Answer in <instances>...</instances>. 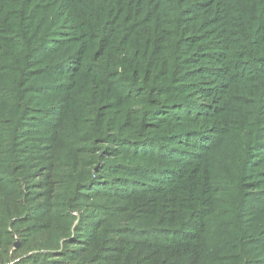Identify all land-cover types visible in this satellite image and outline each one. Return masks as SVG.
Masks as SVG:
<instances>
[{
  "label": "rangeland",
  "instance_id": "1",
  "mask_svg": "<svg viewBox=\"0 0 264 264\" xmlns=\"http://www.w3.org/2000/svg\"><path fill=\"white\" fill-rule=\"evenodd\" d=\"M100 2L96 5L91 0H77L80 5L86 3L87 12H93L99 7L112 14L118 12V16L121 13V3L117 0ZM71 5V0H13L11 6L0 3V151L19 154L25 143L43 144L50 135L48 132L37 133L36 139L19 140L14 144L25 134L21 135L22 132L27 131L18 122L20 115L31 114V120L48 123L54 120L49 112L51 108H68L67 111L74 112L72 115L83 109L87 125L95 121L104 125V131L119 134L95 142L96 145L115 150L101 153L98 148L92 152L98 153L97 160H94L93 156L86 154L91 152L86 150L91 143L85 140L90 131L83 130L84 126L61 128L59 125L55 141L60 142L61 148L54 151L53 145L47 146L44 156V161L49 164L46 175L50 171L55 173L52 189L56 187L57 191L62 190L63 193L69 191L70 182L81 175L77 170L81 168L79 165L85 167L83 173L90 172L95 180L106 164L113 168L129 167L131 172L122 175L114 171L109 175L108 187L112 194L138 193L131 196L115 195L113 197L116 200L113 201L106 198L108 194H103L99 199L88 197L81 207L70 194L66 204L72 209V218L57 221L60 226L64 224V228L54 222L52 228V224H46L47 218L40 220L39 223H44L43 228L47 227L48 231L40 235L39 242L52 246L57 244L56 248L65 251L66 244L75 239L82 220L87 219L80 213L92 209L88 218H103L101 212H109L106 205L111 204L116 206L117 211L125 213L132 230L144 228L147 233L156 235L158 231L171 232L170 227L181 225L179 235L170 234L168 236L171 238L165 239L159 237L164 245L160 248L154 241L148 244L139 234H131L127 240L137 244L129 260L131 264H177L182 261L243 264L244 257L249 255L252 238L259 234L264 239V80L258 77V82L247 91L246 98L245 94L241 95L243 111L237 109L235 100L231 98L237 91V80L230 76L208 77V70L219 67V62L208 56L212 50L207 49L222 42L245 45L252 38L257 40L263 37L264 32L258 30H264V0H142V3L141 0H132L130 5L135 9L136 19L125 14L119 16V35L115 36L111 44V57L98 59L96 55L95 58L82 59L84 54L80 56L69 50L64 56L67 60L65 66H69L71 72L75 71L80 60L86 66L96 64L97 68L93 71L90 69L88 74L81 77H61L62 82L72 84L69 101H62L56 95L41 101L37 86L48 80H39L35 78L36 75L27 77L32 71L40 72L45 65L39 59L41 48L32 53L29 65L32 71L29 74H24L25 51L40 38L42 28H49L45 24L46 20L53 21L55 27V17L65 15L66 6ZM178 7L184 10L180 15L183 18L180 19ZM39 17L42 20L39 21ZM75 17L87 21L89 16L79 14ZM210 23H214V26L206 31ZM254 23L260 25L256 33L253 32ZM35 26H39L37 32L31 42L26 44V36ZM62 29L66 30L65 27ZM65 35L57 33V39H63ZM183 37L187 39L181 45ZM47 38L53 40L50 34L45 36ZM133 38L136 44L146 40L147 46L143 44L142 50L130 51L128 47ZM105 42L106 38L101 41ZM151 43L154 44V51L147 53L146 49ZM141 54L142 57L136 62ZM171 59L172 72L169 74L165 64ZM256 63L254 56L240 55L234 73L243 76L240 78L245 80L250 79L246 68ZM108 70L113 71L111 76L140 73L145 77L142 83L145 84L146 93L142 97L130 99L128 96L120 99L118 96L123 92L128 95L140 93H135L137 87L122 83V77L114 85L107 84L108 77L105 74ZM173 77V83L176 84L171 82ZM124 78L130 80V77ZM229 82L232 84L228 95L222 97V103L218 105L227 107L225 128L222 131L209 130L206 127L211 122L206 121L200 126L192 111L198 110L199 103L213 107L214 97L208 100L207 96L219 94ZM169 83L177 88L182 85L181 92L167 91L168 94H164L162 86ZM164 98L165 101L170 99L169 103L179 100L184 108H164L160 105ZM39 107L48 109L41 110ZM131 110L137 111L142 118L147 115L146 119H154L150 126L152 130L141 139H137L141 132L137 126L134 130L123 126L130 131L124 135L125 131L122 134L121 128L118 130L114 126L116 119L109 120L118 115L116 113H130ZM170 114L175 120L166 122L164 118L162 122L158 121ZM202 131L205 136L199 137ZM69 134H75L81 146L68 141L66 136ZM2 166H6V163L0 157V169ZM123 179L127 185L123 184ZM142 189L148 192L139 193ZM194 209L197 210L187 222ZM114 227V223H108L102 225L99 232L111 233ZM20 245L21 239L16 237L10 260L6 264H18L27 257L46 254L47 251L31 249L13 254ZM189 245L193 246L183 249ZM109 251L118 254V259L123 253L119 247ZM259 257L263 259L255 260ZM51 258L55 264L57 258L53 255ZM263 261L264 250L251 256L245 264H262Z\"/></svg>",
  "mask_w": 264,
  "mask_h": 264
},
{
  "label": "trees",
  "instance_id": "2",
  "mask_svg": "<svg viewBox=\"0 0 264 264\" xmlns=\"http://www.w3.org/2000/svg\"><path fill=\"white\" fill-rule=\"evenodd\" d=\"M12 1L13 0H0V3L2 2L8 6H11ZM91 1L96 5L101 3L100 0ZM131 1L132 0H117V2L121 3V13L119 16H123L125 14L128 15L127 17L135 20V9L131 7ZM251 1L258 0H250V2ZM71 4V7L66 6L67 10L65 15L60 18L55 17V27H53V21L44 19L46 20L45 24H47L49 28H42L40 38L30 44L25 51V57L23 59L25 64L24 74H29L32 71V69L29 68V65L32 61V53L35 49L41 48V56L39 59L45 65L41 68L40 72L32 73V71L27 76L30 77L36 75L35 78L39 80H48L37 86L38 98L41 101L51 98L54 95L60 96V99H63L62 101H69V99H71V93H69V91L72 90V84L68 81L62 82L61 77H81L85 74H88L90 69L93 71L97 68L96 64L92 63V65L86 66L82 63V60H80L76 65L75 71L71 72L69 70V66H65L67 60L64 56L67 52H69V50H72L74 54H79L80 56L84 54L82 59L85 57L95 58L96 55H98V59H106L111 54L110 48L113 39L115 36L119 35L118 26L121 24V22L118 12L112 14L110 11L106 12L108 11L107 9L99 8L98 6L97 10L93 12H87L85 8L86 3L84 5H80L77 3V0H71ZM182 11L184 10L181 9V7H178L179 19L183 18L180 16ZM79 14L88 15L89 17L87 21H83L75 17V15ZM40 20H42L41 17H39V21ZM213 26L214 23H210L206 31L212 29ZM254 26L255 29L253 32L256 33L260 25L258 23H254ZM38 27L39 26L32 27L31 32L26 36V44L31 42L33 36L37 32ZM63 27L66 28L65 31L62 29ZM142 28H149V26H143ZM258 31L264 32V30L261 28ZM57 33L66 34L65 38L57 39ZM47 34H50V38L53 40H50L49 38L46 40L45 36ZM104 38H106V42L101 43ZM90 39L92 40L90 41ZM186 39L187 37L182 38L180 42L181 45L184 44ZM143 44H146L145 46H147V41L144 40L140 44H136L133 38V41H131L128 48L130 51L142 50V48H144ZM153 47L154 44L151 43L146 49L147 53L154 51ZM207 50H212L211 53H208V56L214 61L219 62V67L208 70V77L230 76L235 78L237 80L235 85L237 91L231 95V98L235 100L237 109H241L243 111V98L241 95L245 94L244 98H246L247 91L254 83L258 82V77H261L262 80H264V36L261 38L258 37L257 40L252 38L251 41L245 45L241 43L227 44V42H222L215 46L209 47ZM83 51L86 53H83ZM240 55L254 56V59L257 62L253 67L246 68L248 77H251L250 79L245 80L240 78L243 76L236 75L234 73L235 63L239 60ZM126 56L128 57V55ZM141 57L142 54L138 56L136 62ZM172 64V59L170 62L168 61L165 64L169 74L172 72ZM92 71L91 73L93 74ZM112 72V70H108L105 74V77H108L106 81L107 84L114 85V83L122 77V83L131 85L132 87H137L138 91L135 93H140L128 95L123 92L120 96H118L120 99H125V97L128 96L130 99L138 96L142 97L146 93L145 84L142 83L145 77H142L143 75L140 73H123V76H111L110 74ZM185 73H187V71H185ZM135 74L136 77H134ZM124 77H130V80H126ZM174 81L175 80L173 77L171 82L173 83ZM173 84L169 83L162 86V89L165 90L164 94H168L167 91L173 92L180 90L181 92L182 85L179 86L180 88H177ZM231 84L232 82H229L228 85L222 89L221 92H219V94L217 93L218 95L212 94L207 96L208 100L214 97L213 102L215 104L213 107L206 103L197 104L198 110L192 111V113L195 114L196 118L200 122V126L206 121L211 122L208 125L209 127H206L209 130L213 129L222 131L225 128L224 122L227 119V107L222 108L218 105H221L222 103L221 98L228 95L229 86H231ZM183 90H185V87H183ZM165 99L166 98H164L162 100L163 103L160 104L164 108L170 109L171 107H175L174 110L184 108L179 104V100H173L169 103L170 99L167 101H165ZM238 105H240L241 108H239ZM39 109L47 110L48 108L39 107ZM67 109L68 108H64L61 110L57 109V107L49 109V112L54 120L48 123L36 119L31 120L30 118L33 116L31 114L20 115L18 122L22 129L24 130L27 128V131H23L21 135L24 133L25 134L16 142H14L15 136L13 135L14 144H17L19 140L25 141L36 139L37 133L48 132L50 135L45 138V141L42 142L43 144H40V142L36 144L25 143L22 151L19 154H10L0 151V157L4 159L6 163V166H2L0 169V172H2V174H0V264H6L10 260V252L12 251L16 237L21 239V245L16 251L13 252L15 255L19 253H25L31 249L47 250L45 251L46 254H37L32 257H27L18 264H54L51 262L52 255L57 258L55 264H131L129 260L134 253L135 245H137L134 243V241L127 240L131 234H139L145 239V241L148 242V244L154 241L155 245L159 248L164 246L162 245L159 237L163 236L165 239L171 238L168 236L170 234L171 236L179 235L178 230L181 228V225L170 227L171 232L170 230L166 232L158 231L156 232L158 233L156 235L154 233H147L148 231H145L144 228L132 230L127 223V217L125 213L123 214L122 211H117L116 206L107 204L106 206L108 207L109 212H101V215L104 214L103 218H88L87 216L90 214L89 212L92 209H90V211L87 213H80L82 217L87 219L82 220L81 225L76 230L75 239L66 244L67 247H65L67 249L65 251L63 249L61 250L60 248H56L55 246L57 244L52 246L39 242L38 238L40 235L48 231L47 227L43 228L44 223H39L40 220L47 218L48 222L46 224H52L53 228L54 223L59 225L57 221L72 218V209L67 207L66 204V199L69 198L70 194L76 201H78L79 206L81 207L84 206L82 202L84 200H88V197L99 199L103 194H108L106 198L113 201L116 200V198L113 197L115 195L131 196L134 193H138L134 192L127 195L112 194L110 188L108 187L109 175L114 171H116L117 174L122 175H128L131 172L129 167L113 168L106 166V164H104V166L100 169L99 173L97 174V179L95 180L92 179L90 172L87 174L83 173V169L85 167H83V165H79L81 168L77 170L80 171L81 175L79 177H75L73 181L70 182L71 184L68 188L69 191L63 193L62 190L57 191L56 187L52 189L55 173L50 171L49 175H46V172L49 170V164L44 161V156L47 153L45 151L47 146L53 145L54 151L60 150L61 148L60 142L55 141L59 125L61 128L71 125L84 126L85 128L83 130H89L90 134L85 137V140L91 143L89 145L90 147L86 149L87 152H91L86 154L88 156H93L92 158H94V160H97L96 156L98 153L92 152L98 148L101 153L104 151L115 150L112 147H102L100 145H96L95 142H102L107 139L114 138L115 136H119V134L116 132L104 131V125L97 124L95 121H91V123L87 125L85 122L87 118H85V112L83 109L79 111L80 113L74 115H72L74 112L67 111ZM104 111L105 110H103L102 113H104ZM116 114L118 115H115L109 120L111 121L115 118V123H112H114V126H116L118 130L121 128V133L125 131L126 133L124 135L128 134L127 132H130L129 129L134 130L135 126L141 129L137 139L143 138L148 132L152 130L150 126L152 125L151 123H153L154 119L150 120L149 117L146 119L145 116L147 115H144L142 118V116H140L135 110H131L130 113L121 111V113ZM164 118H166V122L175 120V117L170 114L160 118L158 121L162 122ZM181 121L184 122L185 120ZM123 126H126L129 129H124ZM200 134L201 135H199V137L205 136L203 135V131ZM16 135L18 136L17 133ZM66 139L73 142L75 146H81L79 144V138L76 137L75 134L67 135ZM135 152L136 151H134V153ZM92 158H90L91 161H93ZM54 166H56V164ZM122 182H124V185H127V181L125 179H123ZM118 185H120V183ZM64 187H62V189ZM113 187H116V185H113ZM143 192L148 191H144V189L139 191V193ZM94 198H91L90 200H94ZM196 210L197 209H194L192 213L189 214L187 222L190 220L192 214ZM108 223L115 224L113 231L111 233H100V227ZM60 227L64 228L65 225L61 224ZM110 236H113L114 239H107ZM252 239L253 241L250 242L252 245L250 247L249 255L244 257L243 264H245L246 260L249 261L251 256H255L264 250V239L262 236L256 234ZM46 242H49L48 239H46ZM192 246L193 245H189L183 249ZM118 247L123 249L120 259H118V254L113 253V251H109L111 249H118ZM60 250L61 252L57 254V252ZM40 252L43 251H38L37 253ZM262 259L263 257H259L255 260ZM177 264L198 263L182 261ZM262 264H264V261Z\"/></svg>",
  "mask_w": 264,
  "mask_h": 264
}]
</instances>
